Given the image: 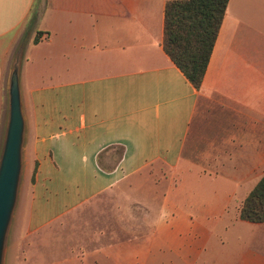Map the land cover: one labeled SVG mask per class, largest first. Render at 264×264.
<instances>
[{
  "label": "crops",
  "instance_id": "1",
  "mask_svg": "<svg viewBox=\"0 0 264 264\" xmlns=\"http://www.w3.org/2000/svg\"><path fill=\"white\" fill-rule=\"evenodd\" d=\"M169 1L0 0V108L13 51L28 39L15 216L23 264H264L263 253L226 247L236 230L263 225L242 221L240 208L264 176V10L230 0L198 91L163 47ZM215 108L233 115L215 120L224 133L209 140L240 161L219 173L221 189L195 181L179 200L170 176ZM113 191L123 195L121 228L67 240L78 213ZM133 206L150 213L148 231L144 217L129 224Z\"/></svg>",
  "mask_w": 264,
  "mask_h": 264
},
{
  "label": "rangeland",
  "instance_id": "2",
  "mask_svg": "<svg viewBox=\"0 0 264 264\" xmlns=\"http://www.w3.org/2000/svg\"><path fill=\"white\" fill-rule=\"evenodd\" d=\"M248 2L250 4V1ZM256 2L258 8H262V10H264V0H256ZM254 4L255 0H252V5ZM27 42L28 39L25 36L15 47L10 61V73L12 71L17 53L22 51L23 55ZM8 102L9 100L6 87L3 91L0 108V152L8 119ZM231 115H233L231 111H225L223 109L215 108L208 117L209 123H206L204 125V130H201L204 131V133L201 134L202 132H198L194 133V137L191 136L189 144H187V147L185 148L180 169L177 173L171 174L170 176L171 182L178 185L179 200H182L181 198L185 197V186L191 187V183L195 181H198V183H207L209 192L215 191L217 189L216 186H219V189H221L220 180L227 181V179L223 176H219V173L222 170H225V168L232 167L236 162L239 163L240 158L234 157L232 155L233 149H225L224 151H222V155H217V153L220 151L214 149V144H217V142L209 140L210 136L216 137L224 133H222V130H220V127L215 122V120H217L218 118L226 119L227 117H231ZM189 165L200 168L205 173L207 172V175H204L202 179H198L197 172H195L194 170H192L191 173H188L187 167ZM167 187L168 185H162L161 191H166ZM152 188V182H148L146 195L149 199L153 197V190H151ZM244 189H247V186L243 187L242 193H245L246 190ZM122 197L123 195L121 191H113L89 203L77 215V219L82 222L81 227L79 229L76 228L74 224H77L79 222L75 223L74 220L71 221L67 232V240L72 239L74 233L89 232L91 227L98 231L104 230L106 228H121L122 223L120 216L122 212ZM161 206H163V204H161ZM132 209H134L136 217L139 212L140 219L137 220L136 217H133L129 220V224L131 226L133 224H140L141 226L144 217L145 229L148 231L153 224V221L150 218V213L143 208H138L137 206H133ZM165 212H169V208H167ZM132 214L134 215V213ZM240 231L236 230L234 232V238H232V242L230 239L228 240L230 242H227L228 244L226 245V247H228V250L230 246L233 248L235 247L236 250L241 246V248L253 249L259 253L264 254V224L261 225V227H256L254 229H243ZM19 235L23 236L24 231L22 233L19 232L18 221L16 218L13 222L9 237L6 264H23L22 259L25 255V249L22 245H19V238L21 237ZM92 238L93 237H91V235L89 234L88 236H77L75 240L79 242H81L83 239L90 241ZM226 259H228V257Z\"/></svg>",
  "mask_w": 264,
  "mask_h": 264
},
{
  "label": "trees",
  "instance_id": "3",
  "mask_svg": "<svg viewBox=\"0 0 264 264\" xmlns=\"http://www.w3.org/2000/svg\"><path fill=\"white\" fill-rule=\"evenodd\" d=\"M229 2L172 0L166 4L164 50L198 91L202 88ZM42 36L43 33L38 32L34 44H38ZM240 219L264 224V176L244 200Z\"/></svg>",
  "mask_w": 264,
  "mask_h": 264
},
{
  "label": "water",
  "instance_id": "4",
  "mask_svg": "<svg viewBox=\"0 0 264 264\" xmlns=\"http://www.w3.org/2000/svg\"><path fill=\"white\" fill-rule=\"evenodd\" d=\"M22 51L17 53L8 80V119L0 152V264H6L8 242L15 220L24 177L26 121L20 71Z\"/></svg>",
  "mask_w": 264,
  "mask_h": 264
}]
</instances>
